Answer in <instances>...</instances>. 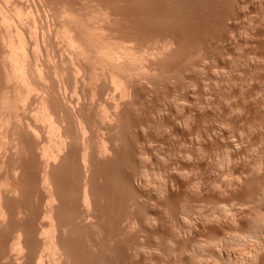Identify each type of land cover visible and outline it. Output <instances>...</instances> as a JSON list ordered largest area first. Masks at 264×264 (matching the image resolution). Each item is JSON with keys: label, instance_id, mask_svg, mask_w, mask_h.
<instances>
[{"label": "bare ground", "instance_id": "bare-ground-1", "mask_svg": "<svg viewBox=\"0 0 264 264\" xmlns=\"http://www.w3.org/2000/svg\"><path fill=\"white\" fill-rule=\"evenodd\" d=\"M89 1L75 6L66 0H0V264L264 261V189L245 200L216 202L213 196L206 213L175 214L177 231L153 245L143 242L157 222L145 211L154 193L153 170L144 165L150 140L134 145L127 140L130 133L143 135L153 128L151 123L132 124L131 118L141 117L152 87L174 77L166 60L175 40L120 29L119 12L104 0ZM176 1L171 2L174 10L185 4ZM159 110L148 115L156 117ZM175 123L182 127L186 119ZM225 157L218 166L227 165L232 155ZM229 183L223 190L213 185L211 193L227 195L234 188ZM158 189L153 190L160 194ZM239 212L249 217L245 226L220 234L221 224L241 225ZM198 217L204 233L194 240Z\"/></svg>", "mask_w": 264, "mask_h": 264}, {"label": "rangeland", "instance_id": "rangeland-1", "mask_svg": "<svg viewBox=\"0 0 264 264\" xmlns=\"http://www.w3.org/2000/svg\"><path fill=\"white\" fill-rule=\"evenodd\" d=\"M66 1L75 6H79L83 2V0ZM104 1L103 4L107 3L104 5L110 6L113 12L115 10L119 12L118 15L123 20L120 23V29L128 27L132 30L133 28L132 32L136 31L135 33H137L138 31L139 35L146 34V31L154 35H169L174 37L173 39L177 42L174 41V46H172L174 50L169 56H173V59L168 57L166 60L167 66L171 67H169L170 73L175 74L172 75L174 77L171 79L169 75L170 81H161V84L152 87L151 101L143 106L141 114H138L141 117L134 115L131 118L132 122L130 121L132 124L135 122V124L151 123L153 124L152 130L151 128L147 129L143 135L130 133L131 139L129 136V142L127 140L129 145H134L137 140L147 141L149 138L151 144V146L150 144L144 146L145 151L150 154L149 160L146 162L148 164L144 165L153 170L152 179L155 180H152L153 189L159 188L162 191L157 194L158 192L152 189L154 193L149 201L153 204H149V208L145 206V211L149 209L147 213L156 217L157 222L155 228L152 227L150 233H147V238L143 242L153 245L156 240L161 241L177 231L179 223L176 215L186 214V211L187 214L195 216L206 213L209 207V204L207 207V203L210 200L213 201V196L214 200L218 197L216 202H230L234 199L245 200L252 197L253 193L256 194L264 189V0H182V3H185L184 6H178L180 9L176 7L175 10L171 3L173 0H169L170 5H168V0H166L168 4L163 0ZM89 2L92 4L96 1ZM165 3L169 6L168 10H166ZM125 8L126 10L130 8L131 11L128 12ZM169 8H173L175 14L174 11H169ZM121 10L125 11L124 14ZM134 12L136 13L134 14ZM125 13L127 14L125 15ZM155 13L158 23L153 18ZM176 14L178 17L175 16ZM171 15L175 17L173 16V18ZM126 17L131 18L129 22L127 20L128 23L125 20L129 18ZM136 17L138 20L135 19ZM159 18L163 21L158 20ZM51 21L48 20V23L52 28L54 21ZM166 24L168 27H165ZM168 28L170 31L167 30ZM126 29L123 28L125 31ZM141 30H143L142 33ZM191 49L195 52L192 53ZM186 52L188 55L185 54ZM173 60L178 63L175 65ZM175 104V107L172 106ZM154 108H159L161 111L159 110V115L151 118V115L148 114H151V111L153 114ZM146 117L148 118L146 119ZM173 119L175 121L186 119V123L180 127ZM155 127L158 129L156 130ZM137 135L140 137H138L139 139H136ZM194 136L195 138H193ZM225 152L227 153L225 154ZM172 154L173 156H171ZM187 155L189 159H186ZM224 155L229 157L232 155L230 162L227 165L218 166V163L224 160ZM258 164L263 167L259 166L257 170L260 171L259 175L257 171H251L253 165ZM212 166L216 169H213ZM155 176L161 177L162 181H159L158 178L155 179ZM236 177H238L237 180ZM229 182H236V184L231 183L234 188L223 193H227V195L211 193L213 188L210 187L213 185L222 186L221 190H223L229 186ZM161 183L163 188L160 186ZM194 183H198L199 185H196L198 187H195ZM232 185L230 186L232 187ZM217 187L214 188L218 189ZM191 189L193 190L191 191ZM216 189L214 190L218 193L220 189L218 191ZM209 198L211 199L209 200ZM144 202V200L140 201L139 206H143ZM199 211L203 213L198 214ZM238 214L241 225L232 228L229 224H221L222 226H217L219 228L216 227L220 234L233 230L239 231L245 226L247 218H249L248 215L243 212ZM165 219L167 222L164 221ZM197 219L199 220V217ZM195 226L199 230L197 229L198 234H194V240L201 238L204 233L200 220ZM152 264H158V262L152 261ZM163 264L169 263L164 262ZM259 264H264V261H260Z\"/></svg>", "mask_w": 264, "mask_h": 264}]
</instances>
